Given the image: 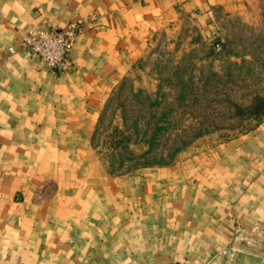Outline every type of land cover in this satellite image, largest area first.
Returning a JSON list of instances; mask_svg holds the SVG:
<instances>
[{"label": "crops", "instance_id": "1", "mask_svg": "<svg viewBox=\"0 0 264 264\" xmlns=\"http://www.w3.org/2000/svg\"><path fill=\"white\" fill-rule=\"evenodd\" d=\"M249 1L0 0V264H202L237 226L264 225V122L203 150L202 194L183 199L198 205L165 218L126 220L124 210L82 209L62 194L24 196L20 211L14 197L32 184V169L54 166L58 138L88 135L150 30L180 17L202 24ZM89 12L96 19L76 35L73 68L54 72L21 48L29 30Z\"/></svg>", "mask_w": 264, "mask_h": 264}, {"label": "rangeland", "instance_id": "2", "mask_svg": "<svg viewBox=\"0 0 264 264\" xmlns=\"http://www.w3.org/2000/svg\"><path fill=\"white\" fill-rule=\"evenodd\" d=\"M212 16L150 30L88 135L58 138L54 166L41 163L30 186H16V209L24 196L58 194L82 209L124 210L126 220L198 205L183 199L202 194V151L264 122V0ZM250 228L237 226L202 264H264V225Z\"/></svg>", "mask_w": 264, "mask_h": 264}, {"label": "built area", "instance_id": "3", "mask_svg": "<svg viewBox=\"0 0 264 264\" xmlns=\"http://www.w3.org/2000/svg\"><path fill=\"white\" fill-rule=\"evenodd\" d=\"M92 12L70 20L66 25L51 24L39 29L29 30L21 40V48L54 72H64L76 65L72 49L76 35L86 23L93 22ZM14 51L13 47L9 48Z\"/></svg>", "mask_w": 264, "mask_h": 264}]
</instances>
